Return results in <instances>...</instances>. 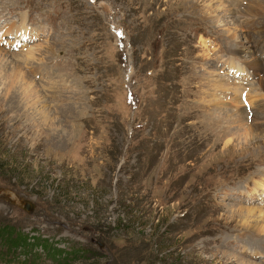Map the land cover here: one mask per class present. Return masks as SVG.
I'll return each mask as SVG.
<instances>
[{"label": "rangeland", "instance_id": "rangeland-1", "mask_svg": "<svg viewBox=\"0 0 264 264\" xmlns=\"http://www.w3.org/2000/svg\"><path fill=\"white\" fill-rule=\"evenodd\" d=\"M21 17L0 264H264V0H0Z\"/></svg>", "mask_w": 264, "mask_h": 264}, {"label": "bare ground", "instance_id": "bare-ground-1", "mask_svg": "<svg viewBox=\"0 0 264 264\" xmlns=\"http://www.w3.org/2000/svg\"><path fill=\"white\" fill-rule=\"evenodd\" d=\"M258 4V3H257ZM258 8V7H257ZM258 10V9H257ZM247 16V15H246ZM246 16H245V18H246ZM244 19V18H243ZM24 17H21V19H20V21L17 23V24H13L12 23V25H13V30L12 29H9L8 27H6V28H2L1 30H0V38H1V36L3 35V34H15V36H20V39H22V41H21V43L23 42V40H25V39H28V35H30V37L31 38H35L37 35H33L31 32H27V30H26V28H25V26H24ZM229 22V21H228ZM243 24V23H242ZM245 25V24H244ZM261 25V24H260ZM238 26V25H237ZM236 26V28H238L239 30H241L242 32H243V34H244V31L241 29L242 27H240V26H238L237 27ZM248 28V27H247ZM237 29V30H238ZM262 29V28H261ZM249 33V32H248ZM235 36V35H234ZM238 36V35H237ZM240 37V36H239ZM242 38H243V42L242 41H240V40H238L239 38H237L236 37V40H235V42L237 43V44H239V45H237V50H239L240 49V53H244V54H249V48H248V43H249V40H247V38L245 37V36H242ZM245 40V41H244ZM239 41V42H238ZM248 42V43H247ZM252 42V41H251ZM257 42V41H256ZM21 43H17V44H21ZM246 46H245V45ZM253 45V44H252ZM236 50V49H235ZM237 52V51H236ZM29 56H32V54H30ZM249 60H251V59H249ZM257 60V59H256ZM243 61V60H242ZM255 61V60H254ZM248 63H251V62H248ZM256 64V63H255ZM258 64H259V62H258ZM261 66V65H260ZM235 69L239 72L241 69H239V67H235ZM254 69V68H253ZM257 69V68H256ZM264 80V79H263ZM225 84V83H224ZM234 84V83H233ZM237 84V83H236ZM236 84H234V85H236ZM240 84V83H239ZM238 84V85H239ZM248 84V83H247ZM246 84V85H247ZM222 85V84H221ZM220 86V85H219ZM227 86V85H226ZM230 86H233V85H230ZM234 88V87H233ZM237 88H239L238 86H237ZM237 91V90H236ZM243 92H244V90H243ZM241 93V92H240ZM241 96V95H240ZM233 97V96H232ZM237 98V97H236ZM246 99V98H245ZM243 100L242 98L240 99L241 101H242V103L244 102H246L247 103V101L248 100ZM251 101V100H250ZM238 104V103H237ZM249 104V102L247 103V105ZM239 107H241V106H239ZM249 136H250V134H248V133H245V135H244V139L246 140V139H248L249 138ZM264 191V190H263ZM240 212H245V214H244V216L245 217H247L248 219L250 218V217H253L254 219H257L256 221H258L259 220V218H261V219H263L264 220V212H259L257 215L255 214L256 212H254V211H252V210H240ZM255 214V215H254ZM262 220V221H263ZM261 220H259V222H260ZM245 224H249L248 222H246ZM255 224V223H254ZM256 224H258V222L256 223ZM257 226V225H256ZM264 226V225H263ZM262 226V229H261V232L263 231L264 232V227Z\"/></svg>", "mask_w": 264, "mask_h": 264}, {"label": "water", "instance_id": "water-1", "mask_svg": "<svg viewBox=\"0 0 264 264\" xmlns=\"http://www.w3.org/2000/svg\"><path fill=\"white\" fill-rule=\"evenodd\" d=\"M6 192L8 193V197H6V200L8 201V203H10L12 205L20 204L21 208L24 210L30 209V204L28 201L27 202L26 201L20 202L17 200V198L15 197V195L11 191L6 190Z\"/></svg>", "mask_w": 264, "mask_h": 264}]
</instances>
